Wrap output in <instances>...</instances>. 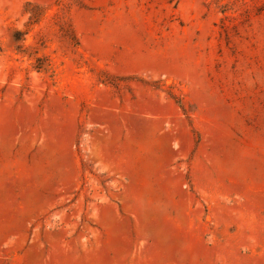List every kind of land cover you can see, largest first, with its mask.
Masks as SVG:
<instances>
[{
	"label": "rangeland",
	"instance_id": "rangeland-1",
	"mask_svg": "<svg viewBox=\"0 0 264 264\" xmlns=\"http://www.w3.org/2000/svg\"><path fill=\"white\" fill-rule=\"evenodd\" d=\"M0 264H264V0H0Z\"/></svg>",
	"mask_w": 264,
	"mask_h": 264
}]
</instances>
